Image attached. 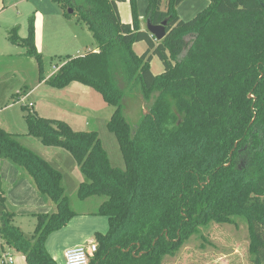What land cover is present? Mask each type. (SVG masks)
I'll return each mask as SVG.
<instances>
[{
	"label": "trees",
	"instance_id": "obj_1",
	"mask_svg": "<svg viewBox=\"0 0 264 264\" xmlns=\"http://www.w3.org/2000/svg\"><path fill=\"white\" fill-rule=\"evenodd\" d=\"M63 17L84 25L97 51L67 60L45 79L34 45L33 20L13 45L35 59L39 81L54 89L86 86L114 108L106 128L118 143L124 169L111 166L97 132L74 131L60 120L27 112L26 136L59 148L75 160L84 181L80 200L105 197L91 215L107 218L105 234L95 233L97 249L89 264H165L200 228L245 222L248 252L255 264L264 258V0H207L191 20L179 19L184 0H145V19L165 22L156 41L142 31L138 0H51ZM128 1L132 21L120 20L117 4ZM72 10L69 14L67 10ZM144 42L137 56L133 45ZM157 57L163 71L153 75ZM120 82L136 88L149 103L133 130L122 112ZM21 109L26 110L25 106ZM0 128V159L22 168L36 191L56 211L34 215L26 236L7 211L0 189V246L26 264H56L45 244L76 216L62 174Z\"/></svg>",
	"mask_w": 264,
	"mask_h": 264
},
{
	"label": "rangeland",
	"instance_id": "obj_2",
	"mask_svg": "<svg viewBox=\"0 0 264 264\" xmlns=\"http://www.w3.org/2000/svg\"><path fill=\"white\" fill-rule=\"evenodd\" d=\"M34 9H36L37 12H32ZM26 10L27 12H30V17L28 21L24 20V22H27V26L25 25V27H22V18L25 16ZM60 11V6L53 3L51 0H29L20 7V12L23 13L19 14V18L16 17V15H18L17 10L13 9L11 12H7V19L3 20V17H0V25L7 23L16 24L14 26H18V37L20 38L25 36L26 38L28 35L30 20H33L34 27L35 20L37 19V15H39V13L44 12L47 16H50V14L53 13L59 15ZM64 19L59 18L58 22L66 24L67 22H65ZM71 20V23L74 25V22H76V16H72ZM48 22L51 24L50 27L55 25L53 17H49ZM50 27L46 24V39L45 43H43L44 47H42V53L38 52L35 46L36 51L41 55L43 66L42 74L45 77L52 74L54 69L61 66L68 58L64 54L60 53L62 52L60 44L57 43L55 39L51 38ZM11 29L12 27L9 31ZM85 33H88L86 35L91 37L88 31ZM5 37L6 38H0V104L3 103L5 93H7L10 98L8 104H10L13 108L2 109L0 112V120L15 117L16 120L20 121V128H24L26 130V124L24 123L23 116L27 112L36 113L38 105L54 109V106L50 105V103L53 102L54 104L59 105V107L63 110L65 109L67 111H71L72 115L79 118L74 119V122L69 121L71 123L72 130L97 132L111 166L123 170L124 162L117 140L115 136L108 132L106 128V124L113 113L114 108L108 106L102 100L100 94L85 86L74 84L78 85L81 89L80 91L74 93L70 90L51 88L45 82L39 81V72L35 59L25 54V48L20 45L11 44L7 39V35ZM92 44L93 47H90L86 42L82 43L79 38L75 47L83 46V49L79 51V54L83 55L88 51H91V48L95 47L94 41ZM19 52L23 55L20 56L18 54ZM72 55L76 56L75 53ZM157 67H159V69H163L162 63L159 59L157 57H153V61L151 63V71L153 74H157ZM38 86L39 88L36 92H34V89ZM120 87L123 89L124 93L121 103L123 116L134 130L138 125L142 114L146 113L149 103L142 100L136 88L130 90L129 87L123 85L121 82ZM28 93L29 95H27ZM17 97H19V99H17ZM29 103L32 106L35 104V107H28ZM21 106H25L26 110L23 111ZM20 128L18 125H15V131H13L19 134V141L40 157L48 160L54 167L61 171L63 175L62 184L65 188V195L69 200L71 209L76 213L90 214V218L95 221V225L93 226L95 230L94 232L105 234L108 230L107 218L91 215L105 200V197H91L85 200H80L77 196V188L78 185L84 181V178L75 160L69 153L62 149L43 146L37 139L24 136L22 131H19ZM5 131L11 132L10 128H7ZM54 151H59L58 153L60 154H53ZM7 162L19 171V173L17 172V176L19 178L25 176L34 187L31 179L22 168L13 165L9 161ZM48 201L52 203L49 199ZM52 204L54 205V203ZM10 208L12 207L10 206ZM15 211L18 216L16 217L17 223L25 235L30 236L32 233L29 229L30 219L24 215L20 216L17 213V210ZM235 222L236 223L232 225L211 224L206 228H200L199 233L192 236L177 255L172 258L168 257L165 264H255L248 252L249 239L246 224L244 221L239 219H236ZM95 233H93V237ZM93 237L90 239L91 242H93ZM2 250L10 253L13 258V264H24L23 256L21 254L14 252L8 246H0V255L2 254ZM261 264H264V258H262Z\"/></svg>",
	"mask_w": 264,
	"mask_h": 264
},
{
	"label": "crops",
	"instance_id": "obj_3",
	"mask_svg": "<svg viewBox=\"0 0 264 264\" xmlns=\"http://www.w3.org/2000/svg\"><path fill=\"white\" fill-rule=\"evenodd\" d=\"M28 1L29 0H0V17L2 16L3 20L7 19L8 17L7 12H11L13 9H16L17 14H18L16 15V17L19 18L18 17L19 14L23 13V12H20V7L22 6V4H25ZM208 4L209 3L207 0H184L177 7L176 12L180 20L189 21L197 13L205 9L208 6ZM146 7H147V2L145 0L137 1V11H138L140 29L145 32H147V29H146L147 21L145 19ZM117 10L119 13L120 20L123 23L131 22V15H130L131 12H130L128 1L118 3ZM35 11L37 12L36 9L32 10V12H35ZM29 15H30V12H27L26 10L25 16H23L22 18V21H23L22 27H25V25L27 26V22H24V20L28 21L30 17ZM56 15L57 14L53 13V14H50V16H47V14H45L44 12L39 13V15H37V19H36L37 21L35 20V23H34V30H35V46L38 52L42 53V47H44L43 43H45V39H46L45 38L46 37V24L49 25V27L51 26L50 22H48L49 17H53L55 20V23H54L55 27L54 26L50 27L51 38L55 39V41H57V43L60 44V48L62 51L60 52L61 54H64L67 57L81 56L82 54H79L80 53L79 51L83 49V46L75 47L76 42L79 40V38H80V41H82V43L86 42L87 44H89L90 47H93L92 42L94 40L91 34H90L91 37H89V35H86L88 33H85L87 32V29H85V27H82L84 25L79 24L77 22H74V25H73L71 23L72 20L66 19L65 17H63L61 11L59 12V15L57 16ZM59 18H63V19L65 18L64 20L67 23L61 24L60 22H58ZM14 25L16 24L7 23V24L0 25V38H6L5 36L7 35V32L9 31L11 27L12 29L15 27H17L18 29V26H14ZM17 34H18V31H17ZM20 38H25V36L20 37ZM146 48L147 46L144 42H138L133 45V51L137 56L142 55L145 52ZM91 51H97L96 45L94 48H91ZM73 53H75L76 56H73L72 55ZM18 54L20 56L23 55L21 52H19ZM152 61H153V58L150 62V70H151ZM59 67H56L52 74L46 77L44 76V78L48 79L51 75H53L57 71ZM162 71L163 69H159V67H157V74H153V73L152 74L159 75ZM74 84H78V83H71L67 87L61 90H70L71 92H74V93H76L77 91H80L81 89L80 87H78V85H81V84H78V85H74ZM38 88L39 86L34 89V92H36ZM27 95H29V93ZM9 99L10 98L8 97L7 93H5L3 103L0 104V112L2 109L13 108L10 106V104H8ZM17 99H19V97H17ZM29 105L30 103L28 104V107ZM50 105L54 106V109L47 108V106L45 107V106L38 105L36 108V113L38 114V116L42 118L64 121L72 129L70 122L73 121L74 119H79V118H77L75 115H72L71 111H67L65 109L63 110L62 108L59 107V105H56L53 102L50 103ZM74 106L76 107L75 104ZM34 107H35V104L31 106V108H34ZM19 122L20 121L16 120L15 117L14 118H4V120H0V128H2L3 130L10 128L11 132L9 131L7 132L19 135L18 133L13 132L15 131L14 130L15 125H18L20 128ZM19 131H22V134L26 136L27 128L26 130L24 128H20ZM58 152L59 151H54L53 154H60ZM46 161L52 167H54L48 160ZM54 168L57 169L56 167ZM17 172L19 173V171L13 168L7 162V160L0 159V189L5 198L6 210L14 214L15 216L14 224L21 231L22 229L16 221V217L18 216L15 210H17V213L20 216L24 215L27 218H29L30 219L29 229L33 233L34 226H35L34 215L40 214V213L47 214V213L55 212L56 206L50 203L47 197L39 195V193L31 185V183L28 181V179L25 176H23L22 178L21 177L19 178L17 176L18 174ZM62 178H63V175H62ZM10 206L12 208H10ZM94 225H95V221H93L90 218V214L76 213V216L73 217L64 228H62L61 230L57 232L52 233L48 237L45 247H46L48 254L56 262V264H65L64 253L67 250L73 249L79 246H87L88 244L91 243L90 239L91 237H93L92 236L93 233H95L94 232L95 230L93 227ZM32 233L30 235H32ZM4 252L5 251L2 250V253ZM23 261H24V257H23ZM24 264H26L25 261H24Z\"/></svg>",
	"mask_w": 264,
	"mask_h": 264
},
{
	"label": "built area",
	"instance_id": "obj_4",
	"mask_svg": "<svg viewBox=\"0 0 264 264\" xmlns=\"http://www.w3.org/2000/svg\"><path fill=\"white\" fill-rule=\"evenodd\" d=\"M32 105L30 104L29 107ZM97 246L91 242L87 246H79L69 249L64 253L65 264H89V259L96 252ZM0 264H13L10 253L4 252L0 257Z\"/></svg>",
	"mask_w": 264,
	"mask_h": 264
},
{
	"label": "water",
	"instance_id": "obj_5",
	"mask_svg": "<svg viewBox=\"0 0 264 264\" xmlns=\"http://www.w3.org/2000/svg\"><path fill=\"white\" fill-rule=\"evenodd\" d=\"M69 14H72L73 11L72 10H68ZM165 22H163L161 25L159 26H154L152 25L149 20H147L146 23V29L147 32L151 35V37H153L156 41H160L164 38L165 36ZM4 211V207L0 205V213Z\"/></svg>",
	"mask_w": 264,
	"mask_h": 264
}]
</instances>
